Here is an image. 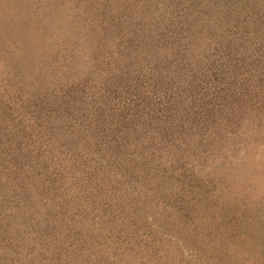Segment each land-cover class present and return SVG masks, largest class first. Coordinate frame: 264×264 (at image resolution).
<instances>
[{
	"label": "rangeland",
	"instance_id": "1",
	"mask_svg": "<svg viewBox=\"0 0 264 264\" xmlns=\"http://www.w3.org/2000/svg\"><path fill=\"white\" fill-rule=\"evenodd\" d=\"M170 1L0 0V264H264V0Z\"/></svg>",
	"mask_w": 264,
	"mask_h": 264
},
{
	"label": "trees",
	"instance_id": "2",
	"mask_svg": "<svg viewBox=\"0 0 264 264\" xmlns=\"http://www.w3.org/2000/svg\"><path fill=\"white\" fill-rule=\"evenodd\" d=\"M179 4L180 1L178 0H171L170 1V4ZM145 114V118L143 119H140L139 122L135 123V124H132V126H130V132L128 130V126L126 128H123L120 133L118 135H116V147H120V146H123L127 140H130V134L133 132V130L135 129L136 130V133L138 131H143V132H146L147 137L151 136L152 138V141H151V144H152V147H154V145L156 144L157 141L160 140L161 142V139L163 138L162 141L166 140V138L164 136H166L165 134V131L168 130L170 131L171 129L167 128V127H160L159 125H161L164 121H160L159 118L156 116L155 112L153 110H150V109H147L145 110L144 112ZM136 124H139L138 126H135ZM136 127V128H135ZM159 129H162L161 131H159ZM128 130L129 132V138L126 137L125 135H123L122 132ZM130 142H132L130 140Z\"/></svg>",
	"mask_w": 264,
	"mask_h": 264
}]
</instances>
